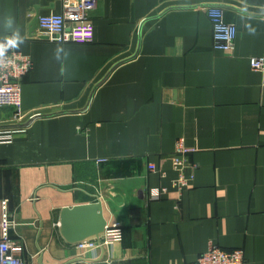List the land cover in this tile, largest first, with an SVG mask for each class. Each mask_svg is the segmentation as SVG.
<instances>
[{"label": "crops", "instance_id": "crops-1", "mask_svg": "<svg viewBox=\"0 0 264 264\" xmlns=\"http://www.w3.org/2000/svg\"><path fill=\"white\" fill-rule=\"evenodd\" d=\"M210 7L236 24L232 51L213 48ZM61 12L58 0H0V39L33 61L24 118L0 111L15 132L0 144V199L17 253L26 264H190L216 245L264 264V71L252 68L264 58V0H98L92 43L52 42L39 25L31 34L35 18ZM178 144L196 168L183 191ZM162 184L169 194L150 201ZM97 200L124 237L81 254L59 232L60 211Z\"/></svg>", "mask_w": 264, "mask_h": 264}, {"label": "built area", "instance_id": "built-area-1", "mask_svg": "<svg viewBox=\"0 0 264 264\" xmlns=\"http://www.w3.org/2000/svg\"><path fill=\"white\" fill-rule=\"evenodd\" d=\"M62 6L60 14H46L39 17V34L48 40L60 44L76 43L90 44L95 38V26L90 18V12L97 6L98 0H58ZM208 17L213 29V48L215 50L232 51L237 38V26L228 22L225 9L210 7L207 9ZM0 39L4 47V55L0 57V111L3 108L15 110V119L22 120V83L25 76L32 70L33 61L29 55L24 54L16 43ZM254 70L264 71V58L252 60ZM15 139L12 129L0 128V144L11 142ZM193 149L178 144L173 157V167L178 173L174 186L178 190L189 189L194 182L195 165L190 160ZM106 159H100L102 162ZM149 170L156 172L154 164L149 165ZM164 174L163 170H160ZM169 194V187L160 185L148 190V199L159 200ZM17 226L13 220L7 198L0 199V264H26L25 260L17 253L18 246L12 240L11 232ZM124 228L120 221L109 222L101 239L86 240L74 244L81 254L87 252L100 253L123 240ZM190 264H245L243 249L227 251L219 246L212 245L196 261Z\"/></svg>", "mask_w": 264, "mask_h": 264}, {"label": "water", "instance_id": "water-1", "mask_svg": "<svg viewBox=\"0 0 264 264\" xmlns=\"http://www.w3.org/2000/svg\"><path fill=\"white\" fill-rule=\"evenodd\" d=\"M38 25L39 16L35 18L31 25L32 35ZM42 116L45 115L39 114L35 118ZM107 224L108 219L105 215L102 200L65 206L60 211L59 232L63 239L71 245L86 240L101 239Z\"/></svg>", "mask_w": 264, "mask_h": 264}, {"label": "clouds", "instance_id": "clouds-1", "mask_svg": "<svg viewBox=\"0 0 264 264\" xmlns=\"http://www.w3.org/2000/svg\"><path fill=\"white\" fill-rule=\"evenodd\" d=\"M9 43H10L11 46H15L16 41L13 40V41H10ZM4 47H5V46L0 45V57H3V55H4Z\"/></svg>", "mask_w": 264, "mask_h": 264}]
</instances>
